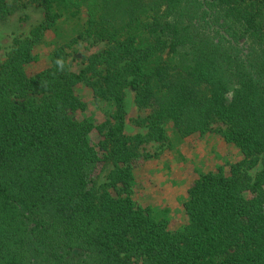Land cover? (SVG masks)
Returning <instances> with one entry per match:
<instances>
[{
    "label": "trees",
    "instance_id": "1",
    "mask_svg": "<svg viewBox=\"0 0 264 264\" xmlns=\"http://www.w3.org/2000/svg\"><path fill=\"white\" fill-rule=\"evenodd\" d=\"M32 1L43 20L0 63V264H264V0ZM88 40L106 48L77 73L68 49ZM127 89L145 135L125 131ZM211 132L241 158L190 184L172 231L134 198L144 145Z\"/></svg>",
    "mask_w": 264,
    "mask_h": 264
},
{
    "label": "rangeland",
    "instance_id": "2",
    "mask_svg": "<svg viewBox=\"0 0 264 264\" xmlns=\"http://www.w3.org/2000/svg\"><path fill=\"white\" fill-rule=\"evenodd\" d=\"M9 13L0 15V63L11 51L14 39L20 35H29L31 30L44 18L43 9L32 0H6ZM72 24H65L62 40L70 39L74 35ZM47 42L39 44L36 53L38 60L28 67L30 73L43 70L49 65L50 53L53 49L51 42L56 41L54 33L46 37ZM105 43L92 44L90 40L81 41L68 49L69 61L73 71L79 73L83 68V61L93 54L102 53ZM79 94L89 103L83 117L92 118L96 122H103L110 106L107 103H96L91 90L85 85L78 86ZM126 128L129 135H145L147 130L140 124L146 112L139 110L135 103V92L126 90ZM81 117V115H80ZM171 128V127H170ZM169 128L170 137L171 129ZM91 142L99 140L97 132L90 135ZM145 151L151 158L145 160L135 170L134 198L144 205L154 208L160 217L168 221L169 229L175 231L188 222L184 202L188 199L190 184L201 174L216 171L218 168L229 166L241 158L239 150L227 143L219 134L211 132L193 135L182 141L169 140L164 144L148 143ZM110 166H100L97 174L101 182H105ZM259 168L251 171L256 175Z\"/></svg>",
    "mask_w": 264,
    "mask_h": 264
}]
</instances>
